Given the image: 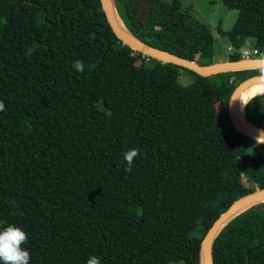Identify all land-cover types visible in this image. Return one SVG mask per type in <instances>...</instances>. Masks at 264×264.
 <instances>
[{
  "label": "trees",
  "instance_id": "obj_1",
  "mask_svg": "<svg viewBox=\"0 0 264 264\" xmlns=\"http://www.w3.org/2000/svg\"><path fill=\"white\" fill-rule=\"evenodd\" d=\"M222 2L238 10L232 29L219 27L237 48L227 60L242 58L247 38L264 49V0ZM113 4L140 40L214 63V36L190 5ZM257 74L264 68L201 75L135 50L101 0H0V221L26 231L29 264L93 254L102 264H202L215 219L264 188V142L230 115L234 89ZM243 110L264 127V91ZM130 149L139 154L126 172ZM213 261L264 264V201L223 226Z\"/></svg>",
  "mask_w": 264,
  "mask_h": 264
},
{
  "label": "water",
  "instance_id": "obj_2",
  "mask_svg": "<svg viewBox=\"0 0 264 264\" xmlns=\"http://www.w3.org/2000/svg\"><path fill=\"white\" fill-rule=\"evenodd\" d=\"M107 18L116 33V35L130 47L141 51L146 55L155 57L164 62H171L185 68L191 69L201 75H210L220 72H227L241 69L264 68V57L241 58L237 60H225L214 62L211 64L202 65L194 60L185 59L168 52L167 50L159 49L149 42L142 41L134 34H130L122 30L118 24V14L115 10L113 0H101ZM255 81H264V74L250 76L243 80L234 89L230 98V115L234 124L241 129L260 140L258 135L264 136V127L255 124L249 120L245 114L243 107L240 105V95L242 90L249 84ZM262 141V140H260ZM263 142V141H262ZM264 201V188L258 189L252 193L238 198L225 211H223L210 226L202 241L201 261L202 264H214L213 261V242L217 234L223 226L239 212L246 208Z\"/></svg>",
  "mask_w": 264,
  "mask_h": 264
},
{
  "label": "rangeland",
  "instance_id": "obj_3",
  "mask_svg": "<svg viewBox=\"0 0 264 264\" xmlns=\"http://www.w3.org/2000/svg\"><path fill=\"white\" fill-rule=\"evenodd\" d=\"M171 1V0H167ZM192 7L195 16L205 23L214 36V62L225 61L231 53L237 51L236 46L231 42L227 33H221L219 27L224 31L232 29L238 16V10L228 8L222 0H181ZM254 42L253 38H247L244 47L251 48ZM180 79L183 83H189L192 76L189 72L181 70ZM221 118H225V111L219 103ZM168 264H182L181 262H172Z\"/></svg>",
  "mask_w": 264,
  "mask_h": 264
},
{
  "label": "clouds",
  "instance_id": "obj_4",
  "mask_svg": "<svg viewBox=\"0 0 264 264\" xmlns=\"http://www.w3.org/2000/svg\"><path fill=\"white\" fill-rule=\"evenodd\" d=\"M76 72H82L85 69L84 62L75 60L72 65ZM4 108L3 102H0V111ZM137 149H130L123 154L127 167L125 171H131L133 159L138 156ZM27 233L15 223H6L0 221V264H29L30 251L25 247L27 242ZM85 264H102L98 255H90Z\"/></svg>",
  "mask_w": 264,
  "mask_h": 264
},
{
  "label": "bare ground",
  "instance_id": "obj_5",
  "mask_svg": "<svg viewBox=\"0 0 264 264\" xmlns=\"http://www.w3.org/2000/svg\"><path fill=\"white\" fill-rule=\"evenodd\" d=\"M117 20H118V24L120 26V28L122 30H124L125 32L127 33H130V34H133L130 30L127 29V27L123 24L122 20L119 18V16L117 17ZM260 91H264V81H255V82H252L251 84L247 85L241 92V95H240V105H241V108L243 107L244 105V102L246 101V99L252 95V94H255L257 92H260ZM258 137L260 140H262L264 142V136H256Z\"/></svg>",
  "mask_w": 264,
  "mask_h": 264
},
{
  "label": "built area",
  "instance_id": "obj_6",
  "mask_svg": "<svg viewBox=\"0 0 264 264\" xmlns=\"http://www.w3.org/2000/svg\"><path fill=\"white\" fill-rule=\"evenodd\" d=\"M240 52L242 53V58H252V57H264V49L260 50L256 47H242L240 49Z\"/></svg>",
  "mask_w": 264,
  "mask_h": 264
},
{
  "label": "crops",
  "instance_id": "obj_7",
  "mask_svg": "<svg viewBox=\"0 0 264 264\" xmlns=\"http://www.w3.org/2000/svg\"><path fill=\"white\" fill-rule=\"evenodd\" d=\"M254 43V42H253ZM253 45V44H252Z\"/></svg>",
  "mask_w": 264,
  "mask_h": 264
}]
</instances>
